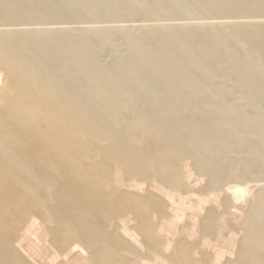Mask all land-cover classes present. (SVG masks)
I'll return each instance as SVG.
<instances>
[{"label": "bare ground", "instance_id": "6f19581e", "mask_svg": "<svg viewBox=\"0 0 264 264\" xmlns=\"http://www.w3.org/2000/svg\"><path fill=\"white\" fill-rule=\"evenodd\" d=\"M256 1L258 3L260 0ZM2 2H5V0L1 1V3ZM10 2L12 3L13 7L10 8L7 4L6 6L9 8L8 10L11 11L10 14L12 18L18 21H99L105 19H114L115 21V19L120 18L127 19L125 17L128 16H131L133 18L135 16L146 15L157 18L165 17L166 19L169 18L166 17V15H169L171 18L172 14L180 16H206L207 14H227L228 12H230L229 9H227L226 11L215 10L216 8H220L221 5H225L227 1L224 0H9L8 3ZM228 8L233 10V8L231 7ZM233 11H235L237 14H240L241 12L239 11H242V9ZM131 17L129 19H131ZM227 17H232V15L228 14L226 18ZM253 17L254 21H250L251 23H247V21L245 23H242L241 20V22L238 20L239 22L237 21L231 24L226 23L227 25H225V23L222 25L223 22L216 25H213L214 23H212L211 27H209L208 29L205 28V26L185 27L179 24L175 25V23H170L171 25L166 24V26H157V28L152 29L144 28V30L134 26L122 25V27L120 25L117 27L115 25L111 26L106 24L105 27L103 26L102 28H96L93 26V24H90L91 26L85 25L84 27L76 26L72 28H70L71 26L69 27L67 25L66 28L62 27V29L60 27L62 30L57 29L58 31H55V28H50L51 26H48L49 28H44L43 26V29L39 27L41 29H29L20 31L19 38L20 36L26 35L28 37L27 42L17 44V41L14 40V42L10 40L7 47L9 46V50L11 49L12 51H15L16 53L14 54H17L19 58L21 57L20 60L25 61L24 59H27L34 65L38 66L37 68H41L40 70H42L41 72L44 73V75L47 73L48 76L52 77L55 73L56 77L57 75L60 76L58 80L62 84H64V86L66 84V86L69 87H86L91 85L90 81L92 80V78H94L97 79L100 84L113 86L114 88H116L115 90H119L121 94H131L134 99L140 98L141 101L143 100L147 103V105L149 106L147 108L148 112L149 114L151 113L150 116H154L158 123L163 122L167 119V117L165 116V112L160 107V103L163 101H161L159 105L153 102V98H155L153 97V94L156 93V89L158 87L161 90L167 91V86L171 83V85L173 84V86H175V89H178L179 92H183L186 95H200V92L198 91L199 89L205 93H209V91L211 90L210 92L212 94H215L219 97V92L213 93V90L209 88L210 86L208 87L210 82L208 77L211 76L213 78L212 80H214L215 82L216 88L220 87L227 91H233V97L238 100V103L235 106L236 108L234 109L231 107L229 108L228 103L226 108H221L218 106L208 108V111L209 109L215 111L216 116H212V118L209 117V120H207L209 122L205 121L208 123V125L212 124L210 125L211 127H208V129L213 128L218 130L216 131V133L222 137H227L230 142L229 145H231V143H239L242 141H247V139H251L252 137H258L259 130L264 132V106L261 102L262 97L260 96V90L257 86L251 85V80L248 78L249 75L247 74V67L239 65L237 62H233V55L229 50H226L225 48V43L228 41L226 37H228V35L229 37H231V35L233 36V32H231L232 30L235 29L236 31H239V28H244L242 26H246L245 28L251 26L253 27V34L251 35L253 36V38H251L252 40L249 44L253 46V50L255 49L256 53H254L255 57H251V65H253L256 69L264 67V63L261 59L262 56L260 55L261 52L258 53V45H253L254 40L255 43L259 44V49H261V45L264 42V33L262 31L264 30V13H256L255 15H253ZM142 20H144V18ZM201 23L204 24L203 22ZM194 24L196 25V23ZM157 25L161 24L159 23ZM32 28H35V26H33ZM204 29H206V31L210 30V34L208 35V33L203 31ZM221 29L224 30V34ZM12 31L13 29H7L6 27V29L0 31V35L8 36ZM215 31H217L218 34L215 33ZM237 34L239 35L238 32L236 33V35ZM242 34L241 36H244ZM245 35L248 36L249 34L247 35L246 33ZM245 38L246 37H244V39ZM4 44H6V42ZM239 45H241L243 48H248V46L244 45L241 42H239L238 46ZM262 48V50H264V47ZM245 49L246 48H244V53L246 52ZM12 51H10V53ZM12 54L11 56L16 57L13 59L17 60L18 57ZM240 55L242 54L240 53ZM32 63H30L29 65L31 66ZM14 70H11L13 75L6 80L5 72L0 70V186L6 181L5 176L14 178L16 177V175L21 176L25 174L29 175V177H32L33 179L31 181L32 184L27 186L25 179L21 178L18 181V184L21 185L23 189H25L24 191H26V193H31V195L26 201L27 205H25L23 210L19 212V216L17 217L19 221L17 223L13 224L12 222L14 214L10 210L11 208L9 209L10 206L8 204L6 207L0 209V234L2 231L7 229V227H9L8 231H12L10 233L12 236H14V238L10 241V246L9 244L5 245L3 243L4 241L1 242L0 239V264H24L27 263L28 260V264H98L100 248V245L98 244L102 239L108 238V231H110V226L113 223L112 219L115 218H111L112 221L108 226L98 228L99 226L96 221L97 218H99V216L101 215H98L95 210L101 207L100 203L107 202V200L104 199V197L96 199L97 196H94V194H91L88 191H92L93 189H95L93 191L96 193L98 192L97 194H103L104 192H102V190L105 189L109 183H114L115 187H113V190L119 189L120 191L122 190V188H125L127 190L130 188L142 193L148 192L150 194L151 192L157 195L159 198L163 199L167 206L166 211L164 210L165 214H160L158 212L159 210L161 211V209H159L158 211H155V209L151 212L150 221L152 220L154 224L153 226L151 224L150 226L152 227L149 226L150 228L147 227V230L144 233L139 231L140 228H137L138 226H135L136 222H140L139 218H137L136 215L134 216V214L129 212L121 214L119 217L117 216V225L113 227L112 232L118 235V242L124 241V244L125 242H127L130 245H125L117 248V253L119 255H127L126 257L129 256L130 258L129 261L122 264H185L180 261L181 259L179 257H176L179 256L181 252L178 249L179 246H177L178 240L182 237H185L189 241H192L200 237V233L202 231L201 221L203 220V217H206V213L209 211V208L213 207L217 209V211H215L217 212L218 222L215 230L216 233L214 236H212L211 234H207L202 238L200 237L201 240L199 241V245L196 244L197 246H192V248H189V250L191 251V256L194 260L192 264H227L228 261L233 260L234 257L239 256V252L237 249V244L239 245V243L237 242L241 230L238 229L236 225H238V223L241 224L240 220L244 217V215H246L248 209L252 210L251 213H253V211L255 212L254 201L256 193L253 188L254 185H251V183L252 181H256L257 179L252 178V181L248 180V183H246V181L245 183H239L233 180L226 183L224 179L223 183L225 182L224 184H226L224 185L225 188H216L210 186L211 188L209 189V191L184 190L182 188V185L179 186L173 183L168 184L164 182L162 178H160L161 180H159L158 177H160V175L157 176L156 173L157 159L155 158L158 153L156 154V152H154L153 156L149 157V160L145 161V163L147 162V165L151 168V175L149 174V172L143 173V170L142 174L140 175H143V177L145 178H142L141 176V178H138L132 175L129 176L131 179L127 180L126 178L127 181H125L122 176L123 163L116 157L114 159V156L112 157L113 159L107 158V153L105 154L106 156H104L105 151L103 153L98 148V144L103 142L105 139H103L104 135L102 136L99 134H97L95 138L91 137L90 142L87 143L88 146L85 152L81 153V155L79 156L74 155L73 157H63L65 153L63 149L64 146L59 143V136L55 134L51 136L52 142L49 145L45 156L42 155L37 159L36 162H33V155L31 153L23 151L21 149L22 147L16 149L14 148V146L23 144V139L19 137V135L24 134L28 128H34L37 124L38 119L43 117L42 113H44V110L40 107L42 103L38 97L41 93H48V91L43 86V84H40L33 80H27L26 82H23L24 84H21V82L19 81L20 79L18 80L16 78L17 72ZM8 74L9 73H7V75ZM44 75L41 76L43 78L42 80L45 81L46 78L43 77ZM53 82L50 83L52 84ZM60 84H58L57 86L61 89ZM69 87L68 89L70 90L71 88ZM168 92L167 94H164L165 96H167V98L168 96L170 98H174L178 94L176 90L170 92L171 94H169ZM63 93V96L65 97L67 93L65 94V91ZM101 95V93L100 95L98 93V96ZM215 95L213 96L215 97ZM79 97L80 96L78 95V99L80 100ZM221 99L218 98V101H220ZM62 101L63 104L65 101ZM69 101L72 102L71 98ZM81 101L82 100H80V104L83 102ZM117 101H119V99ZM206 102V100L198 99L197 101H194V106L189 105L190 101H184L183 105L185 108H188V110L190 108H202L201 110H203V108L207 107ZM83 103L82 105L84 106ZM119 103H122V106L118 105V107L122 109L123 112V102ZM132 103L134 104V102ZM114 105L113 107L111 105H107V111L109 113H113V108H115ZM78 107L79 109L83 108L81 106ZM76 110L79 111L78 108H76ZM77 113L78 112H76V114ZM90 113L91 112H89V115ZM83 115H85V113ZM190 116L188 117L192 120L193 116ZM195 118L197 117L195 116ZM199 119L197 118V120ZM227 119L230 120V122L228 121L229 123L226 121ZM191 120L188 124H192ZM53 122L54 123L50 128V131L52 132L56 131L57 128H59L58 122L55 119L53 120ZM85 123L86 122H84V124ZM197 125L198 124H196V126ZM85 126L86 125H84L83 128H85ZM15 129L19 130V135L14 133ZM101 131L103 132V130ZM139 131L141 132L140 128ZM200 131L199 134L201 135L202 133ZM104 132L100 133L104 134ZM196 132L198 133V131ZM143 133L145 134V132L142 131L141 134ZM175 133V135L180 136L181 140H188L184 139L185 136L183 132L177 130L175 131ZM214 133L215 131H213V134ZM213 134H205L208 137H206L201 143L202 148L197 149V152H200L198 155H200L201 157L204 156V153L206 154L204 149L206 147H209L208 143L211 142L213 144L212 147L217 149L223 148V144L227 143V140L225 141L222 137L213 138ZM46 135L47 132H45L44 130H40L39 132H37V139L40 143V146L42 145L43 139L46 137ZM134 135H137V133H135ZM146 136H149V134ZM200 137H198V139H200ZM138 140H136V147L139 150L154 147L153 141H151L150 146H148L145 144L143 145L142 143L140 144V140ZM155 142L157 141L155 140ZM13 143H15L14 146H12ZM262 144V147H264V142H262ZM250 146H248V149L251 148ZM189 149L192 151L191 148ZM234 150L235 149H233V152ZM19 152H22L23 154L21 155V153ZM248 152L249 154L247 155H249L250 158L252 156H260L259 154H257L258 151L256 152L253 149L248 150ZM171 155L172 151L170 149L169 151L167 150V152L165 153V157L169 158V156ZM242 155H246V152L244 150L242 151ZM235 157L237 158L238 155ZM95 159H101L102 161H104L106 165L105 167L110 170L108 172L112 173L111 179L109 178V183L108 181L106 182L105 180H103V178L99 175L94 177L92 176L94 180L90 185V188L86 187V185L81 187L78 186L80 188L88 190L80 192L79 201H72V194L70 192L74 188L68 187V190L67 188L65 189L66 191L62 189V181L64 177H66L69 173H74V171L76 170L83 169L84 165L93 164ZM26 161H30V164L28 166L25 165ZM122 161L125 160L122 159ZM241 161L243 163V159H241ZM24 166H27V168L24 169ZM189 166L190 165L185 164L182 168L184 169V177L186 178L187 182L190 181L192 173L194 172V167L193 170H191V167L189 168ZM227 166L229 167V165ZM240 167H242L241 164ZM24 171L26 172L24 173ZM36 171L40 174L36 173ZM133 171H135V169ZM139 171L141 170L139 169ZM224 171L226 174V169ZM158 172H160V169ZM85 174L88 173L85 172ZM178 174L179 172L176 173V175ZM252 175L258 176V173ZM182 176L183 175H181V177ZM201 176L202 177L200 178V180H202L205 174H201ZM209 176L210 175L208 174V177ZM79 178L81 177L79 176ZM200 180L197 179L195 184H200ZM21 181H23L22 184ZM192 184H194V182ZM6 190L9 191V188ZM125 192L128 191L125 190ZM259 192L261 193V191ZM86 193L88 195H86ZM105 194L106 193H104V195ZM2 197L4 198V196ZM224 199L230 200H226V202H231L229 208H225ZM96 201H98L99 203H96ZM110 201L111 200H109L108 203ZM164 202L161 205L162 207H164L165 205ZM161 206L158 207L162 208ZM250 211L248 212V214L250 213ZM105 219L107 220L108 216ZM147 220L149 219L147 218ZM141 222L144 223V219ZM140 224L142 225V223ZM65 226L68 227L66 230V234H68V236L75 234V237H73L71 240H69L66 235L65 237H63V234L60 233L62 231V228ZM254 231L257 230L255 229ZM4 233L3 235H1L4 236ZM257 237L258 236H256V238ZM110 241L112 242V240L109 239L108 242ZM58 244L61 246L62 244H65L64 249H61V246L59 247ZM258 247L260 248V246ZM245 251L247 252V250ZM245 251L244 253H246ZM255 251H257V249H255ZM117 253L114 252V254ZM240 254H242V252ZM251 257H254V255H252Z\"/></svg>", "mask_w": 264, "mask_h": 264}, {"label": "rangeland", "instance_id": "374dc122", "mask_svg": "<svg viewBox=\"0 0 264 264\" xmlns=\"http://www.w3.org/2000/svg\"><path fill=\"white\" fill-rule=\"evenodd\" d=\"M1 1H3V0H0V12H1L0 13V19H1L0 20V31H2L3 29H6V27H7V29H11V30L13 29L11 34L8 36L7 35H3V36L0 35V38H1V40H0L1 41L0 42V62H1L0 63V70L5 72V80L10 78L13 75L11 70L15 69L14 71L17 72L16 78L18 80L20 79L19 81L21 82V84L23 82H26L27 80H33L35 82L43 84V86L48 91V93H41L38 97L42 103L40 107H41V109L44 110L43 111L44 113H42L43 117L40 116L41 118L38 119L36 126L34 128H28L24 134H20L19 130L15 129L14 133H16L17 135L20 134L19 137H21L23 139V141H22L23 144L15 145V143H13L12 146L15 145L14 148H16V149H18L19 147H22L21 149L23 151L29 152L33 155L32 161L36 162L40 156H42V155L45 156L46 151L48 150V147L52 142L51 136L57 134L59 136L58 137L59 143H61L64 146L63 149H64L65 153H64L63 157H67V156L73 157L74 155L79 156V155H81V153L85 152V150L87 149V146H88L87 143L90 142L91 137L95 138L96 135L99 134L102 136L104 135L103 139L104 138L105 139L103 142L98 144V148L103 153L105 151L104 156H106L105 154L107 153V158H111V159L114 158L115 159V157H116L123 163L122 164L123 165L122 166V169H123L122 170L123 171L122 176H123V179L125 181L131 179L129 176H132V175L136 176L138 178L140 176L142 178H145V177H143V175H140V174H142L143 170H144L143 173L149 172V174H150L151 168L147 165V162L145 163V161L149 160V157L153 156L154 152H156V154L158 153L155 158L157 159L156 160L157 165L160 166L159 167L156 165L157 176L160 175V177H158L159 180H161L160 178H162L163 181L168 183V184L173 183V184H176L179 186L182 185V188L184 190H188V191L206 190V191H209V189L211 187L225 188L224 185H226V184H224V183L230 182L231 180L237 181L239 183L240 182L245 183V181H246V183H248L249 182L248 180L252 181V178L257 179L256 181H252V183H251V185H254L253 188H254L255 193H256V197H255V201H254L255 212L253 211V213H251L252 210L248 209L247 210L248 212L251 210L250 213L248 214V212H247L246 215H244V217L240 220L241 224L238 223V225H236L238 227V229L241 230V232L238 236V242H237L241 246L240 247L237 244V249L239 252V253L238 252L237 253L239 254V256L237 254L238 257H234L235 259L233 258V260L228 261L227 264H253V263L254 264H264V259H263L264 258V234H262V233H264V147H262L263 146L262 142H264V132L259 130L258 137H256V138L252 137L251 139H247V141H242L239 143H231V145H229L230 144L229 139L225 136L222 137V136L218 135L216 133V131H218V130L213 129V128H209L210 130L208 129V127H211L210 125H212V124L208 125L207 122H209V121H207V120H209V117L212 118V116L213 117L216 116L215 111H212L211 109H209V111H208V108L215 107V106L216 107L218 106L221 108H226L227 103L229 104L228 105L229 108L230 107L233 109L236 108L235 106L237 105L238 100H236L233 97V91H231V90L227 91V90L220 88V87L216 88L215 82H214V80H212L213 78L211 76L208 77L209 81H210L208 87L210 86L209 88L213 90L212 91L213 93L219 92L221 94L220 95L219 93H217V94H219V97L216 96L215 94H212L210 92L211 90L209 91V93H210L209 94L208 92L205 93L199 89H198V91L200 92V95H196V94L195 95H192V94L186 95L183 92H179L178 89H175V86H173V84L171 85V83L167 86L168 87L167 91L161 90L158 87L160 90L157 88L156 93L153 94V97H155V98H153V102L155 104L159 105V103L161 101H163L160 103V107L165 112V116L167 117V119L165 121L158 123L156 121V119L154 118V116H150L151 113L149 114V112H148L147 108L149 106L147 105V103L144 102L143 100L141 101L140 98L134 99L131 94H123V93L121 94L119 92V90H115L116 88H114L113 86L100 84L97 81V79H94V78H92V80L90 81L91 85L86 86V87H81V86L69 87V86H66V84H65V86H66L65 87L64 84H62L58 80L60 76L57 75V77H56L55 73L52 77L48 76L47 73L44 75V73L41 72L42 70H40L41 68L40 69L37 68L38 66L34 65L32 62L28 61L27 59H24L25 61L20 60L21 57L19 58V56H17V54H14V53H16L15 51H12L11 49L9 50V46L7 47L10 40L17 41L16 42L17 44H22L24 42H27L28 37L26 35L20 36V38H19V32L20 31L29 30V29H41V28L43 29V26H44V28H49L51 26L50 28L51 29L55 28L54 29L55 31L60 30L62 27L66 28L67 25L69 27L71 26L70 28H72V27H76V26L77 27L78 26L84 27L85 25L91 26L92 24L96 28H102L103 26L105 27L106 25H111V26L115 25L117 27L120 25L121 26L126 25V26L139 27L140 29L144 30V28L145 29L146 28L152 29V28H157V26H166V24L171 25L173 23H175V25L179 24V25H183L185 27L205 26V28H207V29L209 27H211L212 23H214L213 25H216V24H221L223 22L222 25L224 23H225V25H227L228 23L229 24L235 23L238 20L239 21L241 20L242 23H245L246 21L248 23L250 21L251 22L254 21L253 15H255L256 13H264V12H260V11H264V0H260L258 3L256 0H229V1L224 0V1H227L228 3L226 2L225 5H221L220 8H216V9L214 8L216 11H226L227 9H229L230 12H228L227 14L224 12H223L224 14H221V13L220 14H214V15H212V14L208 15L207 14L206 16H203V15L180 16V15H173L172 14L173 17H175V18H173L172 15H171V18L169 15H166V17H169L166 19H165V17H158L157 18V17L146 15V16H135L133 18L131 16H128V17H125L127 19L120 18V19H115V21H114V19H105V20H99V21L64 20V21H55V22H50V21H43L42 22V21H38V20H32V21L14 20L10 14L11 11L8 10L9 8L6 6V4H7L10 8L13 7L12 3L11 2L8 3L9 0H5L6 3L5 2L1 3ZM4 3H5V5H4ZM228 7L233 8V10L242 9V11H239L241 13L237 14L235 11H233L232 9H230ZM4 13H5V15H4ZM228 14L232 15V17L226 18V16ZM239 16H243V17H239ZM130 17H131V19H129ZM141 18L142 19L144 18V20H142ZM159 19H161V20H159ZM162 19H163V21H162ZM242 19H244V20H242ZM230 21H234V22H230ZM198 22H200V23L203 22L204 24H202V23L200 24ZM159 23L161 25H157ZM194 23H196V25ZM9 25H11V26H9ZM95 25H97L98 27ZM33 26H35V28H32ZM12 27H14V28H12ZM36 27H38V28H36ZM39 27H41V28H39ZM242 27L245 28L246 26H242ZM244 28H239L238 29L239 31H236L235 29L231 31V32H233V36L231 35V37H229V35H228V37H226L228 39V41L225 43V45H226L225 48H226V50H229L231 52V54L233 55L232 56V57H234L233 62H237L239 65H243V66L247 67V69H248L247 74L249 75L248 78L251 80V85L257 86L259 88L260 96L262 97L261 102H262V105L264 106V67L256 69V68H254L253 65H251V57H255V54H256L255 49L253 50V46L249 44L252 40L251 38H253V36H251L253 34V30H252L253 27L249 26L248 28H245V29ZM248 29H249V31H248ZM221 30H222V32L224 31L223 29H221ZM203 31L208 33V35L210 34V30H207L208 31L207 32L206 29H204ZM262 31L264 33V30H262ZM237 32L239 33V35L238 34L236 35ZM215 33L218 34L217 31H215ZM246 33H247V35L248 34L249 35L246 36L245 35ZM223 34H224V32H223ZM241 34L244 36H241ZM12 36H13V38H12ZM244 37H246V38L244 39ZM231 38H233V39H231ZM5 42H6V44H4ZM239 42L248 46L249 49L247 47H244V48H246L245 53H244V48L241 45L238 46ZM263 44H264V42L261 45V49H259V44L255 43L253 40V45H258V53L261 52V54H260L262 56L261 59L264 63V59H263V56H264L263 51L264 50H262L263 49L262 47H264ZM5 45L7 48L5 47ZM239 47H240V50H239ZM250 47H251V50H250ZM10 51H12V52L10 53ZM12 53L18 57L17 60L13 59L16 57L11 56ZM240 53L242 55H240ZM3 54H9V55H3ZM6 59L8 62L6 61ZM30 63H32L34 66L32 64L30 66L29 65ZM4 65L7 66L8 70H7L6 66H4ZM13 67H14V69H13ZM30 68H32V69H30ZM31 70H33V71H31ZM34 72H38V73H34ZM7 73H9V74L7 75ZM10 73H11V75H10ZM26 73H27V75H26ZM37 74H39V75H37ZM41 75H44L43 77L46 78L45 81L42 80L43 78ZM261 75H263V76H261ZM26 78H28V79H26ZM52 80L55 82H53ZM50 82H53L54 84L52 83L53 84L52 85ZM261 82H262V84H261ZM60 83L62 84V86ZM58 84H60L61 89L57 86ZM46 86L49 88H47ZM104 86H105V88H104ZM68 87L71 88L73 91L71 89H70L71 90L70 91L68 89ZM45 88H44V90H45ZM174 90H176V92L178 93L176 95V97L170 98L168 96V98H167V96L164 95V94H167L168 91H169L168 93L171 94L170 92H172ZM64 91H65V94L67 93L65 95V97L63 96ZM69 91H70V94H69ZM98 93H99V95H100V93L102 95L98 96ZM73 95H74V98H73ZM78 95L80 96L79 97L80 100H82L84 102L83 103L81 101L84 104V106L82 105V103L80 104V100L78 99ZM114 95H116V96H114ZM213 95H215V97ZM124 96H125V98H124ZM61 97H63V98H61ZM64 98L68 99V100L66 99L67 102L65 101ZM70 98H71L72 102L69 101ZM72 98H73V100H72ZM165 98H167V99H165ZM218 98L219 99L222 98L223 100L221 99L220 101H218ZM74 99H75V101L78 100L79 102L76 101V103H77L76 104ZM118 99H119V101H117ZM198 99L207 101L206 102L207 107L204 106L205 108H203V110H201L202 108H194V109L190 108L189 109L190 111H189L188 108H185L183 105L184 101H190L189 105L194 106V101H197ZM62 100L65 101L63 104H62V102H63ZM125 101H126V103H125ZM164 101L165 102L168 101V102L165 103ZM85 102L87 103V105ZM119 102H123V107H124L123 112H122V109H120L118 107V105L122 106V103H119ZM132 102H134V104ZM69 103H70V105H69ZM78 103H79V105H78ZM114 103H115V105H114ZM74 104H75V106H74ZM143 104H144V106H143ZM218 104H220V105L222 104V105L220 106ZM107 105H111L112 107L114 105L115 108H113V110H114L113 113H109L107 111ZM165 105H167V106H165ZM208 105H209V107H208ZM78 106H81L83 108L79 109ZM223 106H225V107H223ZM75 107L78 108L79 111H77ZM138 107H141L143 109V112H142V109L138 108ZM165 109H167V110H165ZM58 110H59V112H58ZM88 111L91 112L90 115H89ZM186 111H187V113H186ZM76 112H78V113L76 114ZM86 112H88V113H86ZM84 113L86 116L83 115ZM250 114H251V112H250ZM107 115H109V116H107ZM111 115H113V116H111ZM181 115H183L184 118ZM188 116H190V117L193 116L192 120ZM195 116L198 119L200 117V119L197 120V118H195ZM205 116L208 118H206ZM54 119L58 122L59 128H57L56 131L52 132V131H50V128H51L52 124L54 123L53 122ZM184 119H185V121H184ZM189 119L192 121L191 123L193 125L188 124L190 122ZM228 119H230V118H228ZM228 119L226 121L230 122V120H228ZM193 121H195V122H193ZM205 121H207V122H205ZM84 122H86V123L84 124ZM184 122L185 123L187 122V123L185 124ZM194 123H195V126H194ZM75 124H77V125H75ZM196 124H198V125L196 126ZM84 125H86L85 128H83ZM88 127H89V129H88ZM148 127L151 129L153 128V129L151 130ZM139 128L141 129V132L143 131V132H145L146 135L149 134V136H146L144 133L141 134V132L139 131ZM146 128H148V129H146ZM40 130H44L45 132H47V135L43 139V143L41 146H40V143L38 142V139H37V132H39ZM101 130H103V132L105 131L104 134H101V133H103ZM145 130H147V131H145ZM177 130L180 132H183V134L185 136L184 139H188V140H181L180 136L175 135L176 134L175 131H177ZM88 131H90V132H88ZM196 131H198V133ZM199 131L202 133L201 135L199 134ZM213 131H215L214 134H213ZM135 133H137V135H134ZM209 133H211V135L213 134V138L222 137L225 141L227 140L226 141L227 143L223 144L225 147L223 146V148H219V149L213 148L212 147L213 144L211 142L208 143L209 147H206L207 149L206 148L204 149L206 154L204 153V156L201 157L200 155H198L200 152H197V149L202 148L201 143L203 142V140L206 137H208L205 134L209 135ZM193 134H196V135H193ZM85 135H87V136H85ZM198 137H200V139H198ZM120 138H121V140H120ZM135 139L136 140L139 139L140 141L139 140L138 141L140 142V144L142 143L143 145L145 144L148 146H150L151 141H153L154 147H149V149H140L139 150L136 147L137 143H136ZM155 140L157 142H155ZM171 142H172V144H171ZM169 146L172 148H170ZM230 146H231V148H230ZM248 146H250L251 148L248 149L249 148ZM189 148H191L193 152ZM169 149L172 151V155L169 156V158H166L165 153L167 152V150L169 151ZM178 149H180V150H178ZM233 149H235L234 152H233ZM251 149L255 150L256 152L258 151L257 154H259L260 156L259 157L258 156L257 157L252 156L250 158V156L247 154H249V152H250V151L248 152V150H251ZM243 150L246 152L247 156L242 155ZM19 153H21V155L23 154L22 152H19ZM109 153H111V154H109ZM192 153H195L197 156L195 154H192ZM163 154H164V157H163ZM237 155H238V157L236 158L235 156H237ZM190 157H192V158H190ZM122 159H124L125 161H122ZM163 159H165V160H163ZM194 159H196V160H194ZM241 159H243L244 164L242 163ZM195 161H196V163H195ZM246 161H247V163H246ZM184 163L190 165L189 168L191 167L190 168L191 170H193V167H194V170H193L194 172L192 171L193 173H192V176H191V179L189 182H187L186 178L184 177V169H182L185 165ZM204 163H206V164H204ZM29 164H30V161L25 162V165L28 166ZM240 164L242 167H240ZM181 165H182V167H181ZM227 165H229V167ZM230 165L233 166L235 169L233 167H231ZM27 166L26 167L24 166V169H26ZM105 166L106 165H105L104 161H102L101 159L100 160L95 159L93 164L84 165L83 169L76 170V171H74V173H69L66 177H64V179L62 181V189L64 191H66L65 190L66 188L68 190V187H70V188L73 187L74 189L71 190V192H70L72 194V201H79L80 192L88 190V189H84V188H80V187L86 185V187L90 188V185L93 183V180H94L93 177L94 176L99 175L100 177L103 178V180H105L106 182L108 181V183H109V180L112 177L111 176L112 173L111 172L109 173L108 171H110V170L107 169ZM247 167H249V168H247ZM134 169H135V171H133ZM139 169L141 171H139ZM159 169H160V172H158ZM225 169H226V174L224 171ZM253 169H255V170H253ZM125 170L126 171L130 170V171L126 172ZM84 171L86 173H88L89 176H88V174H85ZM228 171H230V172H228ZM242 171L244 172V174ZM25 172L26 171H24V173ZM177 172H179V174H178L179 176L176 175ZM36 173H38V172L36 171ZM170 173H171V175H170ZM256 173H258V176L252 175V174H256ZM38 174H40V173H38ZM201 174H203V175L205 174V176L202 178V180H200V178L202 177ZM206 174H207V176H206ZM208 174L210 175L209 177H208ZM173 175H174V177H173ZM181 175H183V176L181 177ZM79 176L81 178H79ZM176 176H178V177H176ZM246 176H247V178H246ZM249 176H250V178H249ZM5 178H6V181H5L6 183L4 182L0 186V200H2V201H0V209H2L3 207H6L8 204L10 206L9 209L11 208L10 210L14 214L12 222H13V224H15L19 221L17 218L19 216V212L21 210H23L25 205H27L26 201H27L28 197L31 195V193H28V192L26 193V191H24L25 189H23V187L18 184L19 183L18 181L21 178L25 179L26 186H27V185L32 184L31 181L33 178L29 177V175H25V174H23L21 176L16 175V177H14V178L10 177V176H8V177L5 176ZM7 178H8V181H7ZM83 178H84V180H83ZM85 178L88 180H86ZM126 178H127V180H126ZM195 178H196V180H195ZM226 178H227V180H226ZM197 179H199L201 182L198 185L195 184ZM223 180L225 181L224 183H223ZM261 180H262V182H261ZM82 181H83V183H82ZM191 182L192 183L194 182V184H192ZM22 183H23V181H21V184ZM75 184H76V186H75ZM109 184L105 189L102 190V192L106 193L105 195H104V193L103 194H101V193L97 194L98 192L96 193L93 191L95 189H93L92 191H88L91 194H94V196L96 195L97 196L96 199H98L100 197H102V198L104 197V199L107 200V202L100 203L102 208L100 207V208L95 210V212L98 215H101V216H99V218H97V221H96L98 223V226H99L98 228H101L103 226H105V227L108 226L110 224V222L113 220L112 221L113 223L111 225L112 227L110 226L111 229H110V231H108V233H109L107 236L108 238L102 239L98 244V245H100L99 246L100 248H99V259H98L99 262H98V264H112V263L113 264H122L124 262L126 263L127 261H129L130 258H129V256L126 257L127 255H124V256L119 255L117 253V250H118L117 248H120V247L125 246V245H128V246H130V245L127 242H125V244H124V241L118 242V235L114 234L112 232L113 227L117 225V218L121 214L129 213V212L134 214V216L136 215V217L139 218L140 222L139 221L136 222L135 226L136 227L138 226L137 228H140L139 231L144 233L147 230V227H149L151 224L153 226V224H154L152 222V220L150 221L151 212L154 211L155 209H156L155 211H158L159 209H161V211L159 210L158 212L160 214H165L167 206H166L165 202L163 201V199L159 198L157 195H155L151 192H150V194L148 192L142 193V192H139L137 190H132L130 188L128 190L125 188H122V190H120V191H119V189L113 190V187H115L114 183H109ZM78 186H80V187H78ZM255 186H256V188H255ZM8 188H9V191L6 190ZM261 189H263V190H261ZM125 190L128 192H125ZM115 191H116V193H115ZM259 191H261L262 196H261V193ZM138 193H140V194H138ZM86 195H88V194L86 193ZM2 196H4V198ZM126 199H128V200H126ZM109 200H111V201L108 203ZM226 200L230 201L228 199H226ZM226 200L224 201V206H225V208H229V206L231 205V202H226ZM163 202L165 204V205L163 204L164 207L161 206ZM96 203H99V202L96 201ZM158 206H161L162 208H160ZM157 207H158V209H157ZM215 211H217V209H215L214 207L209 208V211L206 213L207 214L206 217H203V220L201 221L202 222L201 223V230L202 231L200 233L201 238L207 234H211L212 236L215 235L216 225L218 223L217 222V212H215ZM208 215H209V217H208ZM107 216H108V219L106 220L105 218H107ZM112 217L115 219L111 220ZM147 218L149 220H147ZM143 219L145 221L144 222L145 224L143 222H141V221H143ZM140 223H142V225ZM255 224H256V226H255ZM144 226H146V227H144ZM152 226H150V227H152ZM142 227H143V229H142ZM212 227H213V229H212ZM8 228L9 227H7V229H5L4 231L1 232L2 235L4 232L5 233H4V236H2L0 234V239H1V242L4 241L3 243L5 245L9 244V246H10V241L14 238V236L11 235L10 232H12V231L9 232ZM67 228H68L67 226L63 227L62 231L60 233L63 234V237H65V235H66L67 238H69V240H71L73 237H75V234L68 236V234H66ZM254 228L257 231H254L255 230ZM255 234H257V235H255ZM240 235L243 239L240 237ZM256 236H258V237L256 238ZM200 237H198L197 239L192 240V241H189L185 237H182L178 240L177 246H179L178 249L181 252H180V255L176 256V257H179L181 260L179 258L178 259L181 262H183L185 264H188V263L192 264V262L194 260H193V257L191 256V251L189 250V248H192V246L199 245V243H200L199 241L201 240ZM109 239L112 240V242L111 241L108 242ZM258 240H260V241H258ZM195 242H197V243H195ZM250 242H251V244H250ZM64 245L65 244H62V246L59 245V247L61 246L60 248L64 249V247H65ZM257 245L260 246V248ZM101 248H102V251H101ZM237 249H236V251H237ZM255 249H257V251H255ZM245 250H247V252ZM244 251L246 253H244ZM114 252L117 254H114ZM241 252H242V254H240ZM252 255H254V257H251ZM183 259H184V261H183ZM240 259L243 261H241ZM117 260H118V262H117ZM111 261H113V262H111ZM189 261H191V262H189ZM28 262H29V260L27 261V263H24V264H28ZM243 262H245V263H243Z\"/></svg>", "mask_w": 264, "mask_h": 264}]
</instances>
